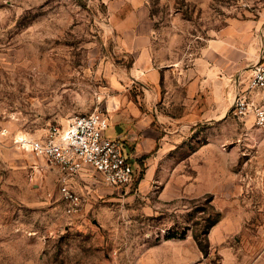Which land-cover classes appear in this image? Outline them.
<instances>
[{
    "label": "rangeland",
    "instance_id": "374dc122",
    "mask_svg": "<svg viewBox=\"0 0 264 264\" xmlns=\"http://www.w3.org/2000/svg\"><path fill=\"white\" fill-rule=\"evenodd\" d=\"M137 35L157 65L213 61L221 78L240 75L264 61V0H0V264H264V129L234 113L227 90L216 115L209 91L183 102L187 87L168 71L160 109L197 119L169 123L162 148L131 160L129 187L73 179L75 216L58 168L16 142L94 111L117 137L129 112H147ZM217 212L203 251L193 229Z\"/></svg>",
    "mask_w": 264,
    "mask_h": 264
},
{
    "label": "built area",
    "instance_id": "2783aa9c",
    "mask_svg": "<svg viewBox=\"0 0 264 264\" xmlns=\"http://www.w3.org/2000/svg\"><path fill=\"white\" fill-rule=\"evenodd\" d=\"M240 75L235 81L232 109L238 116L252 117L264 129V61L256 62ZM109 126L108 117L94 111L76 115L65 126L50 124L39 136L16 140L26 150L58 167L61 173L58 195L69 216L82 210L84 198L65 182L67 176L90 168L108 186L129 187L134 182L127 143L120 137L108 136Z\"/></svg>",
    "mask_w": 264,
    "mask_h": 264
},
{
    "label": "crops",
    "instance_id": "0c3cea01",
    "mask_svg": "<svg viewBox=\"0 0 264 264\" xmlns=\"http://www.w3.org/2000/svg\"><path fill=\"white\" fill-rule=\"evenodd\" d=\"M130 43L131 49H134L136 55V75L142 77L141 79L143 80L141 81H144L142 84L148 90L147 106L149 108L147 112L143 113L139 107L138 109H134L133 112H129L123 118V125L119 126L118 130H116L118 132L117 137L124 140L127 139L129 146V151L127 150V152L131 160L137 159L143 153L151 152L158 145L160 147L164 145L166 139L170 136L169 134H171L166 130L169 123L173 121H194L197 119L196 115L201 112L186 113L182 119H174V115L169 113L168 110L164 111L160 109V102H167L165 100L162 101V83H165L164 77L168 71H179V83H185L187 87L186 93L189 97L186 98V94L183 102H206L207 99H204L203 94H207L209 91L211 93L210 99L212 102H215L216 115H218L219 111L223 113L231 106V102H228L224 98L225 91L227 90L228 94L233 97L238 72L231 73L230 70H226L228 75H225V78H221L219 76L220 67L218 65H213L212 61L211 67L204 66L205 64L202 60H200V63L203 66L198 67L197 70L191 69L190 71L182 70L178 63L157 65L153 59L154 51L150 44V37L147 38L146 36L137 35ZM90 173L95 174L100 179L95 171L90 168H84L79 174L67 176L65 182L75 189L73 179L89 177ZM100 181L104 183L101 179ZM110 188L120 189L119 187L113 186Z\"/></svg>",
    "mask_w": 264,
    "mask_h": 264
},
{
    "label": "trees",
    "instance_id": "16d2710c",
    "mask_svg": "<svg viewBox=\"0 0 264 264\" xmlns=\"http://www.w3.org/2000/svg\"><path fill=\"white\" fill-rule=\"evenodd\" d=\"M211 199H209L210 201ZM210 206L214 209L213 205L210 204ZM220 213L217 212L215 213V215L213 216H209L208 218H205L206 221V229H193V236L195 238V240L197 241V244L199 245V247L203 250L206 251L207 247H208V241L207 238H205L206 234H207V230L214 226L217 222H219L220 220Z\"/></svg>",
    "mask_w": 264,
    "mask_h": 264
},
{
    "label": "bare ground",
    "instance_id": "6f19581e",
    "mask_svg": "<svg viewBox=\"0 0 264 264\" xmlns=\"http://www.w3.org/2000/svg\"><path fill=\"white\" fill-rule=\"evenodd\" d=\"M26 136H20L19 139L25 138Z\"/></svg>",
    "mask_w": 264,
    "mask_h": 264
}]
</instances>
